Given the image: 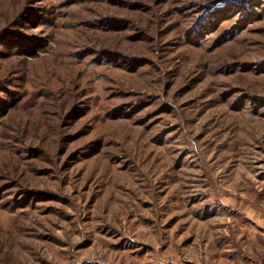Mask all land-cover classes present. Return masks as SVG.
<instances>
[{"label": "rangeland", "instance_id": "1", "mask_svg": "<svg viewBox=\"0 0 264 264\" xmlns=\"http://www.w3.org/2000/svg\"><path fill=\"white\" fill-rule=\"evenodd\" d=\"M0 264H264V0H0Z\"/></svg>", "mask_w": 264, "mask_h": 264}]
</instances>
